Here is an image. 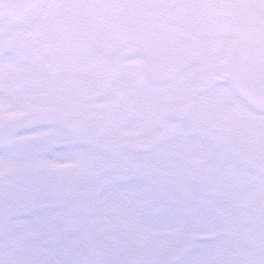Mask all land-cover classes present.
Returning <instances> with one entry per match:
<instances>
[{"label":"snow or ice","instance_id":"snow-or-ice-1","mask_svg":"<svg viewBox=\"0 0 264 264\" xmlns=\"http://www.w3.org/2000/svg\"><path fill=\"white\" fill-rule=\"evenodd\" d=\"M0 264H264V0H0Z\"/></svg>","mask_w":264,"mask_h":264}]
</instances>
